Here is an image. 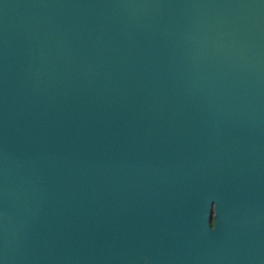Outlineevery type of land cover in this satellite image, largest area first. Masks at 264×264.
Here are the masks:
<instances>
[{"label":"water","instance_id":"95a60500","mask_svg":"<svg viewBox=\"0 0 264 264\" xmlns=\"http://www.w3.org/2000/svg\"><path fill=\"white\" fill-rule=\"evenodd\" d=\"M0 264H264V0H0Z\"/></svg>","mask_w":264,"mask_h":264}]
</instances>
